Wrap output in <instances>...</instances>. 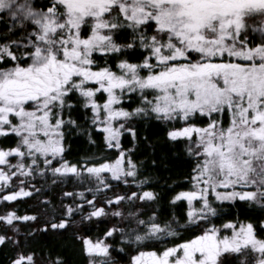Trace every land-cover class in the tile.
<instances>
[{
  "label": "snow or ice",
  "instance_id": "obj_1",
  "mask_svg": "<svg viewBox=\"0 0 264 264\" xmlns=\"http://www.w3.org/2000/svg\"><path fill=\"white\" fill-rule=\"evenodd\" d=\"M0 12V201L39 192L25 186L36 176L94 185L62 192L44 220L0 214V246L23 248L33 234L72 228L88 264H115V245L80 235L78 226L116 216L128 226L104 235L135 251L128 264H264V236L252 222L212 223L216 201L264 210V0H0ZM135 119L169 125L168 139L183 141L193 160L191 188L171 200L186 201L183 223L174 213L161 217L158 205L146 217L135 207L159 199L140 178L135 143H122L125 133L138 140ZM93 130L115 158L66 159V135L83 132L95 144ZM110 180L139 190L114 191ZM19 221L37 226L21 239ZM189 229L199 234L169 245ZM10 264H37V254L19 251ZM48 264L66 261L49 254Z\"/></svg>",
  "mask_w": 264,
  "mask_h": 264
},
{
  "label": "trees",
  "instance_id": "obj_2",
  "mask_svg": "<svg viewBox=\"0 0 264 264\" xmlns=\"http://www.w3.org/2000/svg\"><path fill=\"white\" fill-rule=\"evenodd\" d=\"M0 16H4L0 14ZM4 25L0 23V30H3ZM130 57L135 60L139 57L138 51L130 53ZM99 59H102L98 57ZM108 62L115 66L116 57L107 58ZM127 106V105H126ZM135 107V104L131 105ZM74 117L78 118L83 125H87L85 120V113L82 109L74 110ZM227 120V116L225 117ZM182 125L177 124L176 127ZM138 130V140L133 141L132 137L125 133L122 138V143L125 148H133V159L140 165V178L148 177V184L146 187L151 188L159 194V199L155 204L145 205L143 202H137V208L143 209L145 217L151 215V210L159 206V214L163 218H171L174 213L180 217V222L183 223L187 210L186 201H178L172 204V197L181 190H188L191 188V183L186 177L191 175V169L194 166L193 160L187 155L184 150V142H172L167 137L169 125L157 120L135 119L129 125ZM147 135L148 140H144ZM93 136L96 140L95 144L89 142L88 137L83 132L74 131L66 135V145L70 147L65 153V158L72 162H83L84 157H107L114 159L118 154L116 150L107 149L103 140V134L97 130H93ZM13 138H9L8 146H11ZM151 142V143H149ZM0 143H5L3 138H0ZM156 164L153 165L152 161ZM114 183L116 187L114 191L117 192H132L138 191L135 185H124L122 182L109 181ZM15 183V180H14ZM35 185L40 189L39 192H34L30 197H20L16 201L3 202L0 201V214L5 211L16 210L18 215L38 213L40 220L47 219L45 209H51L52 205L59 207L61 203V194L64 191L80 190L82 187H93L92 184H81L73 178L67 184H52L51 174L48 178L36 176L35 179L26 182ZM15 188H8V191H14ZM0 192V195H4ZM112 193H106L110 196ZM48 197L51 204L43 203L44 198ZM91 197L89 196V199ZM213 198V197H212ZM214 199V198H213ZM79 202V200L77 201ZM214 207L217 208V217L212 219V223L222 225L228 221H234L237 226L241 223L252 222L257 230V233L264 236V210L257 206H249L244 202H220L216 201ZM87 211V209H85ZM111 211V209H109ZM124 210L130 209L127 204L124 205ZM79 220V216H77ZM20 227V238L24 239V234L31 232L33 227L37 226V222H17ZM113 225L117 227H127V221L121 217L108 216L100 219L94 218L93 221H86L84 225H79V233L83 236H90L94 240L96 238L105 239L108 243L114 244L115 249L112 253L115 258V264H128L129 254L135 255V251L129 248L127 251L120 250V241L118 236L105 237L106 231ZM207 227V225H204ZM193 234H199L198 230L189 229L182 233L180 238H169L168 243H179L181 239H190ZM228 234H231L229 230ZM8 235H12V231H8ZM28 243L23 248H17L15 245L8 243L7 246H0V264H10L11 259H14L19 251H35L37 254V264H48L49 254L52 258L61 256L65 259L66 264H88L87 253L83 250L84 244L77 235L73 234V229L69 228L67 231L59 230L49 233H39L29 236ZM135 246L133 245V248ZM156 247H161L156 245Z\"/></svg>",
  "mask_w": 264,
  "mask_h": 264
},
{
  "label": "rangeland",
  "instance_id": "obj_3",
  "mask_svg": "<svg viewBox=\"0 0 264 264\" xmlns=\"http://www.w3.org/2000/svg\"><path fill=\"white\" fill-rule=\"evenodd\" d=\"M0 14H3L4 16L6 15L5 13H2V12H0ZM214 198V197H213Z\"/></svg>",
  "mask_w": 264,
  "mask_h": 264
}]
</instances>
